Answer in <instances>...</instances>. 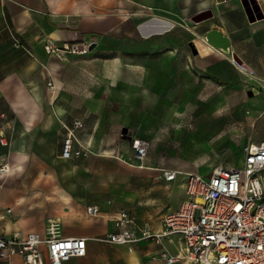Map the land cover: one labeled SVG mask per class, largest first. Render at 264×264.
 <instances>
[{"label":"rangeland","instance_id":"obj_1","mask_svg":"<svg viewBox=\"0 0 264 264\" xmlns=\"http://www.w3.org/2000/svg\"><path fill=\"white\" fill-rule=\"evenodd\" d=\"M243 3L255 18L257 7L264 15V0H189L177 13H162L158 20L167 27L160 30L142 32L131 20L129 35L96 42L92 50L55 46L35 71L37 86L46 104L56 95L54 106L66 104L71 116L83 118L110 156L121 144L131 157V139L140 138L149 144L151 166L208 174L211 167L236 165L248 144L264 141V16L249 22ZM153 16L148 11L141 20ZM210 29L230 37L242 64L206 46ZM12 43L0 7V65ZM8 71L0 70V78ZM6 124L17 132L12 141L4 133L3 152L30 155L22 122L5 114L0 128Z\"/></svg>","mask_w":264,"mask_h":264},{"label":"crops","instance_id":"obj_2","mask_svg":"<svg viewBox=\"0 0 264 264\" xmlns=\"http://www.w3.org/2000/svg\"><path fill=\"white\" fill-rule=\"evenodd\" d=\"M183 1L189 2L0 0L13 41L7 63L0 65V70L10 68L0 78V116L12 114L22 122L21 138L30 148V155L24 150L5 154L0 146V163L7 162L4 166L8 168L0 171V235L36 233L43 239L48 222H53L59 236L86 240L85 256L63 264H163L157 259L163 251L168 255L178 251L183 254L178 236L165 237L161 245L140 241L131 247L94 239L114 231L113 220L123 211L149 221L154 231H161L165 213L177 210L186 197L184 173L188 172L179 170L180 180L176 177L166 182L162 170L170 168L151 166L146 159L138 161L133 151L131 157L128 155L124 145L115 146L117 156L99 150L97 139L87 133L90 127L83 118L71 116V108L66 104L54 106L56 95L46 104L45 92L38 88L42 81L35 74L47 61L44 48L48 43L82 48L104 39L113 40L114 36L130 34L131 20L138 21L137 30L157 31L167 27L166 22L158 20L162 13L174 14ZM148 11L154 16L147 22L141 20ZM13 37L20 42L19 46L14 45ZM74 119H83L84 129L77 131V135L83 144L91 145L92 153L64 159L62 124L68 125ZM14 132L16 127L6 124L0 128V139L4 133H10L11 139ZM27 164L30 170L25 171ZM176 184L178 191L174 189ZM89 206H97L98 214L88 215ZM42 250L45 251L44 247ZM181 262L186 263L183 259ZM0 264L24 263L15 256L0 260Z\"/></svg>","mask_w":264,"mask_h":264},{"label":"built area","instance_id":"obj_3","mask_svg":"<svg viewBox=\"0 0 264 264\" xmlns=\"http://www.w3.org/2000/svg\"><path fill=\"white\" fill-rule=\"evenodd\" d=\"M13 39L19 46L18 39ZM63 46L68 48L67 44ZM44 49L52 54L56 47L48 43ZM84 126L83 119L62 124V158L92 153L91 145L83 144L77 135ZM148 145L144 139H131L136 160L146 159ZM180 172L163 169L162 178L171 182ZM185 182L186 197L177 210L165 213L161 231H154L149 221L123 211L113 220L114 231L94 239L131 247L140 241L161 245L165 237L178 236L185 256L190 255L195 264H264V141L248 144L238 164L211 167L208 174L188 172ZM98 212L97 206L86 208L88 215ZM85 254L86 240L59 236L53 222H48L43 239L36 233L0 235V260L18 256L24 264H63ZM180 255L163 251L157 259L163 264H182Z\"/></svg>","mask_w":264,"mask_h":264},{"label":"water","instance_id":"obj_4","mask_svg":"<svg viewBox=\"0 0 264 264\" xmlns=\"http://www.w3.org/2000/svg\"><path fill=\"white\" fill-rule=\"evenodd\" d=\"M243 5H244L245 13H246V16H247L249 22H254L256 19H261L262 16H264L260 12V9L257 7L256 8L257 17L255 18L252 15L251 10L244 3H243ZM205 38H206V41L209 44H211L212 46H214V47H219V48H222V49H228L230 47V39H229V37L227 35H224L222 33V31H220L218 29H210V30H208L205 33ZM95 46H96V43L93 42V43H91L88 46V49L92 50ZM232 58L234 60H236L238 63L242 64V61L234 53H232ZM125 134H126V129H124L121 132L122 136H124Z\"/></svg>","mask_w":264,"mask_h":264},{"label":"bare ground","instance_id":"obj_5","mask_svg":"<svg viewBox=\"0 0 264 264\" xmlns=\"http://www.w3.org/2000/svg\"><path fill=\"white\" fill-rule=\"evenodd\" d=\"M204 42L206 44V46L210 49V50H213L214 52L216 53H220V54H224V55H228L230 58L232 57V53L233 51L230 49V47L228 49H222V48H219V47H214L212 46L211 44H209L207 41H206V38L204 39ZM233 59V58H232ZM114 62H118V60H114ZM205 120V119H204ZM208 120V119H207ZM206 120V121H207ZM203 125V124H202ZM5 170H8V168H6L5 166H3L2 168H0V171H5ZM8 172V171H6ZM180 174V173H179ZM187 173H184V176L186 175ZM2 175V174H1ZM183 249V248H182ZM184 250V249H183ZM181 257H183L182 255H180ZM186 257V256H185ZM190 263L192 262V259H191V256L188 255L186 257ZM190 264L189 262H186L185 264Z\"/></svg>","mask_w":264,"mask_h":264}]
</instances>
